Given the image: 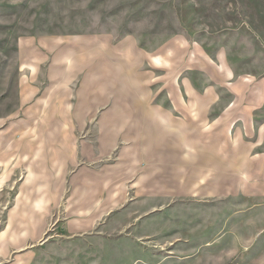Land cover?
I'll list each match as a JSON object with an SVG mask.
<instances>
[{
	"label": "rangeland",
	"instance_id": "obj_1",
	"mask_svg": "<svg viewBox=\"0 0 264 264\" xmlns=\"http://www.w3.org/2000/svg\"><path fill=\"white\" fill-rule=\"evenodd\" d=\"M145 106L200 114L186 156L235 169L249 211L264 210V0H0V131L83 128L73 170L85 174L96 126ZM44 239L26 264L113 263Z\"/></svg>",
	"mask_w": 264,
	"mask_h": 264
},
{
	"label": "crops",
	"instance_id": "obj_2",
	"mask_svg": "<svg viewBox=\"0 0 264 264\" xmlns=\"http://www.w3.org/2000/svg\"><path fill=\"white\" fill-rule=\"evenodd\" d=\"M177 112L145 106L97 125L88 155L97 161L85 174L73 170L87 154L74 143L83 128L31 129L20 138L0 131V219L7 220L0 263H28L50 235L70 247L86 243L112 264H264V210L249 211L247 181L236 180L235 169L186 156L194 146L189 125L201 116ZM174 152L185 154L175 161L185 167L174 166ZM65 255L71 259L61 261L81 260L74 250Z\"/></svg>",
	"mask_w": 264,
	"mask_h": 264
}]
</instances>
